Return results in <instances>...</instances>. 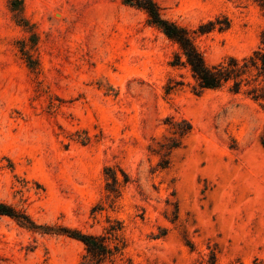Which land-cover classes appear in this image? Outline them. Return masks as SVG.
<instances>
[{
  "label": "rangeland",
  "instance_id": "obj_1",
  "mask_svg": "<svg viewBox=\"0 0 264 264\" xmlns=\"http://www.w3.org/2000/svg\"><path fill=\"white\" fill-rule=\"evenodd\" d=\"M156 2L209 65L261 46L264 0ZM180 50L124 0H0V202L37 227L0 216V264H82L76 231L104 264H264V107Z\"/></svg>",
  "mask_w": 264,
  "mask_h": 264
},
{
  "label": "trees",
  "instance_id": "obj_2",
  "mask_svg": "<svg viewBox=\"0 0 264 264\" xmlns=\"http://www.w3.org/2000/svg\"><path fill=\"white\" fill-rule=\"evenodd\" d=\"M124 2L144 11L152 25L178 44L182 56L185 58V62H182L181 56H179L177 57L175 66L182 64L190 67V71L197 84L195 89L197 94H201L206 90L216 91L230 86V91L233 94H239L245 91L254 101L261 103L264 107V32L261 36L260 48L252 53V55L242 60L233 59L232 57L213 66L204 60L194 45L193 39L187 29L179 27L174 22L163 18L160 12L161 8L156 0H124ZM262 6L264 8V3ZM215 28L216 25L211 22L208 25L202 26L199 31L200 33H206L213 29L215 30ZM220 30H224V28L221 27ZM172 89H175V87L169 86L167 90L171 91ZM188 126V129H178L176 133L180 135L188 133L192 129L191 125L188 124ZM178 147L179 145H176V143L173 146V148ZM109 172H111L109 173V177L113 183L109 184L107 190L114 193L117 179L111 170ZM126 181H128L127 178ZM0 216H9L22 226L32 229L37 228L29 216L2 202H0ZM110 230L112 240L119 241L117 232L121 228L116 227ZM74 233L73 235L75 236L73 237L83 242L87 250V256L82 264H104L107 261L114 262V258L121 254L123 250V247L120 246L121 242L111 248L107 237L91 235L81 231Z\"/></svg>",
  "mask_w": 264,
  "mask_h": 264
}]
</instances>
